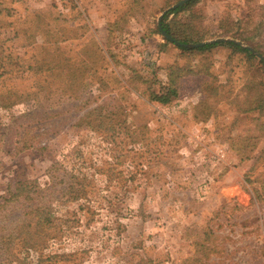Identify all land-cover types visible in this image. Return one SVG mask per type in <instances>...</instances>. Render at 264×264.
I'll list each match as a JSON object with an SVG mask.
<instances>
[{"label": "rangeland", "instance_id": "1", "mask_svg": "<svg viewBox=\"0 0 264 264\" xmlns=\"http://www.w3.org/2000/svg\"><path fill=\"white\" fill-rule=\"evenodd\" d=\"M179 1L0 0V92L20 96L0 107V201L39 186L0 211V264H264V65L168 40ZM167 21L264 56V0ZM170 74L179 96L153 100ZM73 168L89 199H62ZM37 205L55 213L40 231Z\"/></svg>", "mask_w": 264, "mask_h": 264}, {"label": "trees", "instance_id": "2", "mask_svg": "<svg viewBox=\"0 0 264 264\" xmlns=\"http://www.w3.org/2000/svg\"><path fill=\"white\" fill-rule=\"evenodd\" d=\"M196 0H191L187 2L184 5L178 6L176 8H172L168 10L161 19V27L163 30H165L168 34H170L173 38L176 40H179L182 43H198L201 40H195L189 36H186L185 34L179 35L174 31L173 25H171L170 22L167 21L169 18V15L171 13L177 14L185 9H187L190 5H192ZM157 31L159 33H162V30L160 26L158 25ZM253 48L261 51L259 48H257L254 45H250ZM217 47H226L231 49L234 52L245 54L250 60L257 59L253 51L249 47H245L238 42L234 40H217L212 42H206L203 45L194 48L189 49L183 46H180L183 50H199V51H210ZM259 62L264 65V60H259ZM18 94L13 91H7V92H0V107L3 106H10L14 103V101H17V98L20 96H17ZM179 96V88L177 86V80L176 78H173L172 75H169L168 81L161 85V88L158 92L152 93V99L155 101H158L162 104H168L172 102L174 99H176ZM264 99H262L263 101ZM257 108L262 107V102L256 105ZM98 109L92 110V112H96ZM52 168H56L54 165L51 167V171H49V175L51 179L56 182V178L58 176L56 175V171H59V168L57 167L55 172H52ZM88 172H83L81 168H73L70 171V174L68 176H63L66 178V180H63L64 183H66L64 187V195L62 199H64L66 202L69 201H79L82 199H89V193L87 190V186L85 184V180L88 177ZM53 182V185H56V183ZM38 185L36 180L30 181V180H24V181H17L16 186L13 190L10 191V196H4L2 201H0V211H2L7 204L10 201H20V200H28L33 197V193H36L38 189ZM30 214H32L33 219H35V225L37 230H41L45 224H49L52 222V218L55 217L54 209L50 205H37L32 208ZM29 239V245L30 247H34L35 242H33L34 238H28ZM26 240V239H25ZM27 241V240H26Z\"/></svg>", "mask_w": 264, "mask_h": 264}, {"label": "water", "instance_id": "3", "mask_svg": "<svg viewBox=\"0 0 264 264\" xmlns=\"http://www.w3.org/2000/svg\"><path fill=\"white\" fill-rule=\"evenodd\" d=\"M188 1H191V0H181V1L177 2V3L174 4L172 7L168 8L167 10H165V11L163 12L162 16H163L168 10H170V9H172V8H176V7L181 6V5H184V4L187 3ZM162 16H161L160 19H159V26H160V28H161V30H162V34H163L168 40L173 41V42H175L176 44H178V45H180V46L199 47V46L203 45V44L206 43V42H212V41H217V40H222V41L233 40V39H223V38H219V39H215V40L202 41V42H198V43H194V44L182 43V42H180V41L175 40L170 34H168L165 30L162 29V27H161V19H162ZM234 41H236V40H234ZM236 42H238L239 44L243 45V44H242L241 42H239V41H236ZM243 46H245V47H249V48L253 51V53H255L258 57H260L262 60H264V56L261 55V54H259L258 52H256L253 48H251L250 46H246V45H243Z\"/></svg>", "mask_w": 264, "mask_h": 264}]
</instances>
